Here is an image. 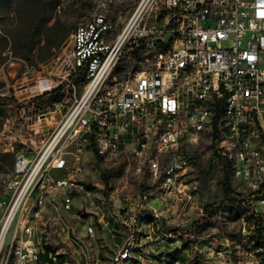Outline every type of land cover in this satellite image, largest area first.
<instances>
[{
    "label": "built area",
    "instance_id": "1",
    "mask_svg": "<svg viewBox=\"0 0 264 264\" xmlns=\"http://www.w3.org/2000/svg\"><path fill=\"white\" fill-rule=\"evenodd\" d=\"M109 27L104 14L78 24L61 80L55 84L39 74L33 83L35 97L57 91L65 97L73 92L74 99L33 156L24 147L7 151L14 153V163L0 174V207L11 231L3 264H56L53 254L41 260L46 253L36 239L35 221L28 220L29 207H43L40 193L58 187L52 202L60 198L62 210H70L64 181L78 184L82 159L93 152L109 158L129 144L136 158H156L152 147L168 155L163 175L169 198L190 199L183 145H196L203 136L213 143L216 136L215 152L231 161L234 179L251 193L264 188V0H140L110 41ZM3 37L0 24V42ZM146 47H153V55H146ZM125 55L141 67L106 88L110 68ZM78 71L84 79L77 97L71 76ZM40 81L49 86L39 89ZM200 100H207L208 110L200 109ZM51 168L62 175L52 176ZM159 172L157 159L155 175ZM81 193L87 195V189L81 187ZM256 201L264 204V197ZM136 216L131 213L123 222L126 233L115 263L124 262L130 248L142 247V241H134ZM245 264H264V247L250 253Z\"/></svg>",
    "mask_w": 264,
    "mask_h": 264
},
{
    "label": "rangeland",
    "instance_id": "2",
    "mask_svg": "<svg viewBox=\"0 0 264 264\" xmlns=\"http://www.w3.org/2000/svg\"><path fill=\"white\" fill-rule=\"evenodd\" d=\"M24 1L0 0V24L3 33H6L8 37L11 35L12 28L8 11L11 10L15 16H18L25 8ZM139 1L62 0L48 24L58 20L66 37L43 62L37 61L35 64H30L23 59L19 48L13 52L11 37L6 45L2 43V48L0 44V98H4L0 99V152L24 147L29 150V155L33 156L45 145L60 119L71 107L74 99L73 92H69L66 97L57 92L52 97L47 96L39 100L35 99L33 83L39 74L51 78L55 84L61 80V76L66 73L65 67H69L75 27L88 21L95 13L101 12L109 22L107 38L110 41L121 31ZM110 2L114 3V7L108 5ZM138 67H141L140 64L133 60L132 56L125 55L113 69L111 78L116 75L119 79H124L129 71H134ZM80 81L75 82L77 97L83 90V79ZM55 104L59 106L56 108ZM151 151L160 163L159 178L154 177L150 167V162L157 159L155 157L136 158L134 146L129 144H122L118 154L109 158H103L96 152L85 156L82 159L84 172L75 175V180L84 185L90 193L86 195L75 192L71 212L61 209L57 213L56 208L60 209L59 203L52 202V199L47 200L46 217L35 221L37 225L35 236L37 241H42L45 251L46 245L49 246L52 248V254L61 255L67 264H118L114 261L117 254L113 253H105L98 260L97 248L101 244L106 249L105 252H111L107 246L108 238L101 239V243L97 239L96 244L93 240L88 244L76 236L68 214L77 213L83 225H92L94 232H100L102 218L105 221L113 220V212L123 207L127 212L125 217L127 214L137 213L144 219L148 218L153 210L158 214L157 218L149 217L151 241L147 239V242H143L142 247L135 250V255L130 260H138L140 264L162 262V264H169L177 259L183 263L191 255L194 256L193 264L197 262L200 264H245L249 254L254 252L258 238L252 215L243 203L217 211L210 224L201 233L188 229L192 222L203 215L206 204L220 200L223 195L220 185L221 164L215 155V148L210 138L203 136L196 145L189 146V143L183 145V152L187 159L183 177L188 186L187 192L190 194V199L178 200L177 196L173 201L164 197L163 170L169 163L168 155L159 154L152 147ZM68 157L70 158V155ZM0 167L3 166L0 165ZM2 171L4 170H0V174L3 173ZM61 173V169H50V174L54 177ZM231 183L237 193L251 194L233 176H231ZM2 199L3 188L0 185V200ZM33 199L34 196H31L29 203ZM256 200H252V206L261 216L262 226H264V204ZM157 202H161L160 208ZM3 214L4 210L0 207V231L4 222ZM47 218L49 219L44 224ZM160 232L172 233L169 237H164L163 242L160 241L161 239L155 241L154 237ZM10 234L11 231L7 233L3 243L0 264H3L2 254ZM155 242H159L157 246H165L159 253H155L158 249L154 248L155 250L152 251L148 247ZM195 245L199 249L204 248L209 255L196 252ZM121 246L122 244L118 248ZM139 254L145 256V261L138 258ZM41 260L46 261L43 256ZM154 261L157 263H153Z\"/></svg>",
    "mask_w": 264,
    "mask_h": 264
},
{
    "label": "trees",
    "instance_id": "3",
    "mask_svg": "<svg viewBox=\"0 0 264 264\" xmlns=\"http://www.w3.org/2000/svg\"><path fill=\"white\" fill-rule=\"evenodd\" d=\"M60 3H62V0H25L23 4L25 8L18 16H15L11 10L8 11L10 25L12 27L10 37L13 42V52L19 48L23 59L28 63L35 64L37 61L43 62L47 60L52 50L65 39L66 34L61 30L58 20L53 24H48L53 18ZM108 5L114 7L113 2H110ZM10 37L4 33V37L0 43L1 48L2 43L6 45ZM71 79L75 82L76 80L78 81V79H84V72L78 71L74 73ZM54 93H57V91L41 97H35V99L40 100L47 96L52 97ZM0 99L3 100L4 98ZM215 143L216 136H214L213 145ZM215 155L221 164L220 185L223 195L220 200L206 204L203 208V215L198 220L192 222L188 229L193 232L201 233V231L210 224L213 215L217 211L243 203L252 215L259 240L260 232L264 230V227L262 226L261 216L253 209L252 200L264 197V188H260L249 195L237 193L231 183V176H233L231 161L221 156L217 151ZM13 163V152H0V165L3 166L0 167V170H4L2 171L3 173L10 171L13 167ZM49 252L50 248L46 245V253L48 254ZM47 254L43 256L45 260H47ZM174 260H172V262ZM63 262L64 260L61 255L56 256V264H63Z\"/></svg>",
    "mask_w": 264,
    "mask_h": 264
},
{
    "label": "crops",
    "instance_id": "4",
    "mask_svg": "<svg viewBox=\"0 0 264 264\" xmlns=\"http://www.w3.org/2000/svg\"><path fill=\"white\" fill-rule=\"evenodd\" d=\"M61 175H62V173H61ZM59 176H57V177H59ZM165 197L168 199V197L166 195H165ZM74 199L72 201V208L74 206ZM172 200L174 201V199H172ZM54 202L59 203V205L61 204L60 198H56L54 200ZM33 203H34V199L30 203V205H33ZM157 203H158V207L160 208L161 202H157ZM165 205H166V203H165ZM45 208L42 210V216H41L40 220H42V219H44L46 217ZM61 209H62L61 205H60V209L56 208L57 213H59L61 211ZM71 211H72V209H71ZM126 213L127 212L124 211L123 207L118 208V210L114 211L113 214H112V219L113 220L105 221V219L102 218V222L103 223L100 225L101 226V231L100 232H94V230H93L92 234H89L87 232V228L90 225L89 224L88 225H83L81 217L77 213H74L72 215L68 214V215H69V217H71V221L70 222L73 224V228H74V231L76 233V236L79 237L82 240H85L88 244H90L92 240L96 244L97 243L96 242L97 239L99 240V243H101V239L108 238L107 239V242H108L107 246L109 247L111 252H105L106 249L101 244V246H99L97 248V258L99 260V258L103 257L105 255V253L117 254L118 251L120 250V248H118V247L120 246V244H122V242L124 240V237H125V233H126V230H125V227L123 225V222L127 218V216L130 215V214H127V216L125 217ZM152 213H154L156 218H157L158 214L154 210H153ZM152 213H150L148 215V218H144L143 220H142L141 216L138 215L139 216L138 230H139V235H141V237H142V242H147L148 241L147 239H150V241H151V239H152L151 231H150V223L151 222L149 220V217H150V215ZM164 213H166V212H164ZM170 214H171V212H170ZM161 215H164V214H161ZM167 217H170V216H167ZM48 219L49 218H47V220L44 222V224L47 223ZM98 222L100 223V220H98ZM171 233L172 232H160L158 235H156V237H154V240L156 241L157 239H161L160 241L163 242L164 241L163 238L164 237H169ZM158 244H159V242L151 243V244L148 245V247H150V249L152 251H154L155 249H158V250H155V253H159L160 249L164 248L165 246L164 245L157 246ZM51 249L52 248H50V252H51ZM199 251L200 252H204L205 255H209V254H207L209 252L206 253L204 248H201ZM193 257L194 256L189 255V259L185 260L183 263H181L179 260L176 259V260H174L173 262H171L169 264H193V261H192ZM138 258L143 260V261H145V256L143 254H139ZM196 260H199V259L196 258ZM153 263H157V262L154 261ZM162 263H160V264H162ZM63 264H67V262L64 261ZM122 264H140V262L138 260H126V261L122 262Z\"/></svg>",
    "mask_w": 264,
    "mask_h": 264
},
{
    "label": "bare ground",
    "instance_id": "5",
    "mask_svg": "<svg viewBox=\"0 0 264 264\" xmlns=\"http://www.w3.org/2000/svg\"><path fill=\"white\" fill-rule=\"evenodd\" d=\"M93 19H102V13L101 12L95 13L93 15ZM2 33H3V30H2ZM146 55H153V47H146ZM115 67H116V65H113L110 68V75L108 76L107 81H106V88H114V86L116 84V80L118 79V77L116 75H114L111 78V73ZM81 76H83V75H81ZM78 81H79V79H78ZM48 86H49L48 81H40L37 84V87L39 89H44ZM58 93L62 96V92H58ZM200 109L201 110H208L207 100H200ZM150 167H151V170H152L154 177H158V175H155V171L157 170V161L152 160L150 162ZM82 169H84L83 165H82ZM79 174H82V173H79ZM79 174H76V175H79ZM76 183H78V184H73V179H66L64 181V194L67 197H69V209H70V210H64L66 212H69L72 209V201L74 199V193L75 192L81 193V187H84V185H82L77 180H76ZM80 184H81V186H80ZM162 186L164 188V194L169 198V184H168V177H166V175H163ZM187 189H188V186L186 185V193L189 194L187 192ZM89 193H90V191L87 190V195ZM57 194H58V187H48L45 189V192L40 193V203H42L43 207H40L38 210H36V207H29L28 220L29 221H36V220L40 219L42 216V210L45 208L47 200L52 199V196H57ZM150 217L156 218L154 213H152L150 215ZM138 223H139V216H136L135 217V226L137 227V229L134 233V241H142V237H141V235H139ZM88 228L90 229V234H92L93 228L91 226H89ZM8 229H9V219L5 223L3 222L2 227H1V231H0V252H1V249L3 247V243L5 241L6 235L8 233ZM142 244H143V242H142ZM255 246H256L255 250H261V247H264V239H259ZM39 247H40V249L43 250V252L46 253L45 248L42 245V241H39ZM135 250H137V248H130V256H125L124 261L130 260L131 258H133V256L135 255ZM48 254H52V253L49 252Z\"/></svg>",
    "mask_w": 264,
    "mask_h": 264
}]
</instances>
